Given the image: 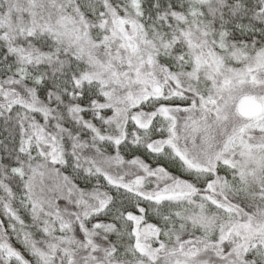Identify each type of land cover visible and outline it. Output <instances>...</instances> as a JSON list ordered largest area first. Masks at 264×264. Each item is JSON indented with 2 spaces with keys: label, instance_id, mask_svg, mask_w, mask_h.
Instances as JSON below:
<instances>
[{
  "label": "snow or ice",
  "instance_id": "obj_1",
  "mask_svg": "<svg viewBox=\"0 0 264 264\" xmlns=\"http://www.w3.org/2000/svg\"><path fill=\"white\" fill-rule=\"evenodd\" d=\"M0 264H264V0H0Z\"/></svg>",
  "mask_w": 264,
  "mask_h": 264
}]
</instances>
